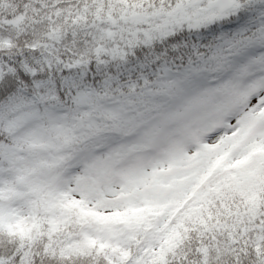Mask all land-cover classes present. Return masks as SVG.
I'll use <instances>...</instances> for the list:
<instances>
[{"label": "snow or ice", "instance_id": "1", "mask_svg": "<svg viewBox=\"0 0 264 264\" xmlns=\"http://www.w3.org/2000/svg\"><path fill=\"white\" fill-rule=\"evenodd\" d=\"M0 264H264V0H0Z\"/></svg>", "mask_w": 264, "mask_h": 264}]
</instances>
